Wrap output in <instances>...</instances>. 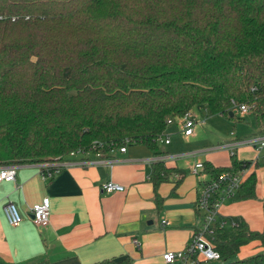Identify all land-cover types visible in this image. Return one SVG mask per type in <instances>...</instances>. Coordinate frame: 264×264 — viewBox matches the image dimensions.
Returning a JSON list of instances; mask_svg holds the SVG:
<instances>
[{
	"label": "trees",
	"instance_id": "1",
	"mask_svg": "<svg viewBox=\"0 0 264 264\" xmlns=\"http://www.w3.org/2000/svg\"><path fill=\"white\" fill-rule=\"evenodd\" d=\"M241 105L264 135V0H0V167L125 143L158 154L169 120ZM204 164L214 179L250 169L232 199H257V162ZM153 168L155 191L176 174ZM211 230L219 264H264L238 257L264 233L221 217Z\"/></svg>",
	"mask_w": 264,
	"mask_h": 264
},
{
	"label": "crops",
	"instance_id": "2",
	"mask_svg": "<svg viewBox=\"0 0 264 264\" xmlns=\"http://www.w3.org/2000/svg\"><path fill=\"white\" fill-rule=\"evenodd\" d=\"M173 121L180 124L179 139L187 150L179 140L174 146L168 126L164 137L170 143H160L158 154L144 145H130L125 153L118 149L100 157L78 156L73 162L79 164L60 169L50 179L43 178L50 169L48 164L17 165L15 182L0 183V264H96L124 259L131 264H167L165 253L185 251L202 227V216L196 208L199 179L192 167L197 162L229 167L231 161L219 162L218 156L198 146L196 129L195 135L185 137L181 120ZM255 138L264 139L259 129ZM251 148H237L236 156L239 161L259 164L264 147L259 151ZM190 151L193 153L187 154ZM195 154L193 159H185ZM158 161L176 174L155 191L153 167ZM253 171L257 175V199H229L219 216L239 220L250 230L264 233V173L259 167ZM108 182L124 186L125 192L102 191ZM45 199L50 202V224L39 228L31 219L30 209ZM8 203H13L23 217L18 227L8 223L4 212ZM251 244L253 249L245 254L242 252L249 244L241 248L239 259L264 250L259 242Z\"/></svg>",
	"mask_w": 264,
	"mask_h": 264
},
{
	"label": "built area",
	"instance_id": "3",
	"mask_svg": "<svg viewBox=\"0 0 264 264\" xmlns=\"http://www.w3.org/2000/svg\"><path fill=\"white\" fill-rule=\"evenodd\" d=\"M252 111V107L248 105H241L238 107V112L242 115H246ZM182 133L185 137H191L195 135L196 126L200 125L196 116L192 113H187L181 118ZM173 120H169V124ZM160 143L169 144L170 139L164 137ZM247 145H253L257 149L261 150L264 147V139H254L245 142ZM240 145V144H238ZM128 144L119 149L121 153L127 151ZM90 152L74 151L67 155L65 158L58 160L54 163H47L50 169L43 174L44 179H50L60 169L79 164L73 162L78 156L90 155ZM100 157L101 154H96ZM83 163V162H82ZM81 163V164H82ZM17 165H6L0 167V183L2 182H15L17 177ZM250 169H244L238 173H223L216 179L211 178L205 172V164L203 162H197L192 167V173L199 179V197L197 199L196 208L202 216V227L195 232L191 242L187 246L185 251L180 252H168L164 254V261L167 264H172L176 261H182L184 264H199V263H213L220 262L221 256L208 240L206 234L210 233L212 226L219 220V211L222 205L229 199L234 198L237 192L240 190L245 179L249 174ZM125 187L114 183L108 182L102 186V191L106 193H123ZM8 223L12 227H18L23 222V217L19 209L13 204L8 203L4 209ZM30 216L33 223L39 228H46L50 224V202L45 199L41 204H37L30 209ZM164 225H169L167 221H163ZM225 224L222 225V227Z\"/></svg>",
	"mask_w": 264,
	"mask_h": 264
},
{
	"label": "rangeland",
	"instance_id": "4",
	"mask_svg": "<svg viewBox=\"0 0 264 264\" xmlns=\"http://www.w3.org/2000/svg\"><path fill=\"white\" fill-rule=\"evenodd\" d=\"M196 116L201 120V124L196 126V130L198 131L196 138H199L197 144L198 146L204 147V150H206L208 154L218 156L219 162H223L226 159L231 161L232 156L236 155L237 148L238 150H243L252 147L259 151L257 147L245 144L247 140H254L252 138L258 133L257 117L254 111H249L248 114L242 115L238 112L237 108L235 117L229 118L221 115H212L205 107H202L196 111ZM179 125L178 121H173L168 127L169 131L173 133L172 138L174 146L176 145L175 141H182V139H179L181 134ZM183 142L184 141H182V145L180 146L184 148V150H187ZM228 143H239L240 145L234 146V144L228 145ZM191 153H193V151L187 152V154ZM247 153L249 155L253 154L251 152L249 153V151ZM196 155L197 154L186 156L185 159H193ZM259 158L261 162L257 160L259 161L258 167L260 172L264 173V155H261ZM182 159L184 161V158ZM252 249L253 245L250 243L245 247L242 254ZM211 264H219V262H213Z\"/></svg>",
	"mask_w": 264,
	"mask_h": 264
},
{
	"label": "water",
	"instance_id": "5",
	"mask_svg": "<svg viewBox=\"0 0 264 264\" xmlns=\"http://www.w3.org/2000/svg\"><path fill=\"white\" fill-rule=\"evenodd\" d=\"M230 116H232V117H233V116H234V113H233V112H232V113H230Z\"/></svg>",
	"mask_w": 264,
	"mask_h": 264
}]
</instances>
